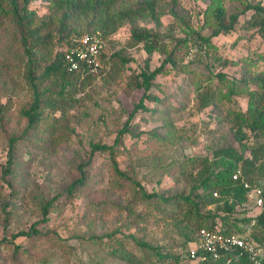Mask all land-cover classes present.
<instances>
[{
    "label": "rangeland",
    "instance_id": "obj_1",
    "mask_svg": "<svg viewBox=\"0 0 264 264\" xmlns=\"http://www.w3.org/2000/svg\"><path fill=\"white\" fill-rule=\"evenodd\" d=\"M17 1L21 5V0ZM140 1L120 0L114 8L133 7ZM223 2L227 14H237V21L229 32L211 36L207 49L191 44L199 34L211 35L215 27L205 12L209 0H177V17L165 10L170 1L160 0L166 7L156 6L164 13L158 15L159 24L150 16L135 19L136 26L159 34L161 48L149 57L150 69L170 52L177 56L178 66L174 69L168 64L167 72L153 81L150 94L161 99L154 111L139 110L130 121L133 134L140 137L125 135L123 146L114 145L115 160L130 176L128 181L115 174L108 151L90 154V144L112 145L143 93L136 75L145 65L147 53L142 44L130 39V23L124 22L103 37L100 31H87L92 29L87 27L86 18L72 22L80 33L102 37L107 60L98 74L77 76L64 94H58L57 75L36 79L44 99L39 121L33 127L28 126L23 113L31 106L34 94L21 31L10 0H0V264H162L152 251L141 249L132 236L160 245L163 253L179 254L183 232L197 223L194 216L188 218L186 203L173 211L160 203V197L182 200L189 193L198 163L187 157L208 156L213 147L221 145L238 147L230 122L247 107L245 89L259 91L261 85L257 82L256 87L255 81L248 84L240 59L249 55L254 60L252 66L264 69V45L247 41L250 29L246 32L244 27L253 14L251 9L246 11V4L264 5V0ZM27 9L35 13L36 23L53 19L49 45L39 47L32 56L35 74L39 75L66 46L59 47V12L53 13L50 0H31ZM183 37L189 39L188 47L177 42ZM122 58L129 60L123 62ZM187 59L194 60L187 64ZM218 73L224 74L225 80ZM232 79L237 82L233 84ZM232 85L238 91L228 96ZM206 89L215 91L216 103L199 109L198 94ZM46 99L54 106L45 103ZM145 103L150 108L154 105L149 100ZM166 122L169 126H164ZM154 128L161 130L162 138L152 141L147 134ZM255 139L245 143L254 145ZM11 140L13 165L5 173ZM153 142L158 143L151 145ZM89 159L83 168L84 182L69 193L67 187L81 176L79 166ZM254 173L264 179L258 169ZM136 181L146 194L153 192L156 197L148 201ZM51 199L48 220L42 222V206ZM32 226L39 233L8 240ZM260 233L257 230V236ZM127 254L134 256V262L121 258Z\"/></svg>",
    "mask_w": 264,
    "mask_h": 264
},
{
    "label": "trees",
    "instance_id": "obj_2",
    "mask_svg": "<svg viewBox=\"0 0 264 264\" xmlns=\"http://www.w3.org/2000/svg\"><path fill=\"white\" fill-rule=\"evenodd\" d=\"M30 1L31 0H21L20 5L17 0H10L11 12L15 16V21L20 28L24 51L28 58L27 72L34 94L31 106L23 112L27 117L28 126L35 127L37 125L40 118L39 109L42 103L41 98L44 99V95L41 94L38 89V85L35 82L36 79L42 81L57 75L54 80L57 81V77H59L60 89L58 94H64L66 88L72 85L73 80L77 78V76L95 75L103 69L105 61L107 60V54L104 50L99 56L100 63L97 67V72H93L91 67L82 61L79 62L77 69H69L70 65L67 59V48L71 46V40L74 35L89 33L90 31H100L103 37H107L108 35L114 33L124 22H128L131 25L130 39L134 43L142 44L143 50L147 53V61L144 67L136 75V84L138 87L143 89V93L139 101L134 105L132 111L128 114V117L122 127L117 131L114 143L112 145L100 143L90 144V154H93V152L96 151H108L109 155L112 157L111 163L115 174L129 181L130 176L125 171H121L117 165L114 155V145L121 143L123 146L122 139L125 135L135 136L136 139L140 137L138 133L135 135L133 134L130 121L139 110L151 113L154 111L153 108L157 106L156 104H158L161 99L157 95L150 94L153 81L157 75L167 72L166 66L168 64L174 69L178 66L176 61L177 56L170 52L165 55L164 59L157 67L150 69L148 62L149 57L153 55L155 50L159 49V47L161 48L158 39L159 34L157 32L153 33L151 29L138 27L134 22L136 18L150 16L154 19L156 25L159 24L158 15L163 12L158 11L156 6L161 5L165 8L166 4L160 3V0H141L136 6L115 9L114 7L120 0H50L53 13L59 12L58 31L61 36L59 37L58 44H60L59 47L64 44L66 48L59 49L54 58L44 67L42 73L36 75L33 67L32 56L37 52L39 47H47L49 45L52 38L49 26L52 24L53 19H41L39 23H36L34 17L35 13L27 9V5ZM169 1L171 6L166 7L165 10L173 17H177L178 14L174 7L177 4V0ZM247 9H251L253 14L246 19L247 22L245 21L246 24L244 27L248 28L246 29V32L250 29L248 39L246 40L252 43L258 42V44L264 45V5H261L260 3H248L246 4V11ZM243 11H245V9H243ZM205 12L209 13L208 19L212 20L215 27L211 35L201 36L199 34L198 39L193 40L194 43L191 45L197 46L200 49H207L211 36H216L223 32H229L232 30L237 21V14H227L223 0H209ZM85 18L87 20V27L92 30L80 33L78 31V25H73V23L76 21L78 22L79 19L84 20ZM207 23L208 21L206 18L205 24ZM254 34H257L258 38L254 37ZM188 40L189 39L187 37H183L177 39V42L187 46V43L189 42ZM262 52V60L264 61V51L262 50ZM118 54V52L114 53L115 56H118ZM181 56H184L185 58L187 57V55ZM121 60L123 62H127L129 59L122 58ZM193 60L194 59H187L186 63H192ZM240 60H242V74L246 79H248V84H250L249 81H255L254 84L256 87L257 82L261 85L258 86L259 91L254 90L252 87L245 89L244 94L247 98V107L245 110H239V113H236L235 117L230 122V131L238 143V147L234 144L221 145L213 147L208 156L187 157L189 161L194 160V163H198V169L194 171L192 175L193 182H191L189 193L182 196V200H175L174 196L160 197V203H162L164 207L171 206L173 211L177 207L183 206L186 203L190 208L188 218L190 219L194 216L197 225L195 227H190V229L183 232V241L179 247L180 252L176 256H172L166 252L163 253L161 251V246L158 244L152 245L150 243L142 242L132 236V239L139 247H141V249L152 251L156 255V258H159L160 261L162 260V264H185V249L189 247L195 237V234L201 227L214 228L220 222L222 224L220 228L223 233H233L235 231H239L242 226L237 224L238 221L245 224L249 223L250 219L246 217L240 218V212L237 210V206L242 200H244V189L240 181L232 179V173L236 169H243L244 174H246V177L253 182V184L264 187V179L255 176L254 173V170L258 169V172H260L259 174H264V69H257V67L252 66L254 60L249 55L243 56ZM230 63L232 62L228 61V64ZM218 77H220L221 80H225L224 74L218 73ZM233 81L237 82L235 79H232V82ZM242 81L243 79L239 82ZM236 88L237 87L232 85L230 90L227 91V95L231 96V94H235V92L238 91ZM198 96L199 109L206 108L216 103L215 91L213 90L206 89L203 93L201 91ZM145 100L153 102V107H148ZM45 103H50L54 106L53 101L51 100L46 99ZM164 126H169V122H166ZM147 136L151 137L153 139L152 141H154L156 138H162V132L160 129L154 128L149 131ZM249 138H256L254 140V145L249 146L245 143ZM12 142L13 140H11L8 151L7 166L4 170L5 173H8L13 165L14 155H12ZM157 143L158 142H153L151 145ZM89 163L90 159L86 163L79 166L81 176L72 181L67 187V191L69 193L84 182L85 177L83 168ZM136 184L141 190L143 196L148 198V201H151L153 197H156L153 192L146 194V192L143 191L140 182L136 181ZM214 192H217V196L213 194ZM52 201L53 199L42 206V222H46L48 220V208ZM182 201H184L183 204H181ZM253 228L255 232L253 237L256 240L263 242L264 212L256 217V222L253 224ZM257 230L261 232L259 236H257ZM37 233H39V230L32 226L28 231H18L14 233L8 240L13 241L19 236H31ZM121 258L127 259L129 262H134V256L129 254L124 256L121 255ZM262 264H264V258L262 259Z\"/></svg>",
    "mask_w": 264,
    "mask_h": 264
},
{
    "label": "built area",
    "instance_id": "obj_3",
    "mask_svg": "<svg viewBox=\"0 0 264 264\" xmlns=\"http://www.w3.org/2000/svg\"><path fill=\"white\" fill-rule=\"evenodd\" d=\"M105 42L96 33L74 35L67 48L69 69H77L79 62H85L93 72H97L100 54ZM232 179L240 181L244 189V200L237 206L240 218H249V223H241L239 231L223 233L221 223L216 227H201L188 248L185 249V264H262L264 241L253 237L256 217L264 212V187L248 181L241 168L232 173ZM217 196V192L213 193Z\"/></svg>",
    "mask_w": 264,
    "mask_h": 264
},
{
    "label": "clouds",
    "instance_id": "obj_4",
    "mask_svg": "<svg viewBox=\"0 0 264 264\" xmlns=\"http://www.w3.org/2000/svg\"><path fill=\"white\" fill-rule=\"evenodd\" d=\"M242 172H243L244 177H245L248 181H250V180L246 177V174H244L243 169H242ZM250 182H251V181H250ZM251 183H253V182H251Z\"/></svg>",
    "mask_w": 264,
    "mask_h": 264
}]
</instances>
